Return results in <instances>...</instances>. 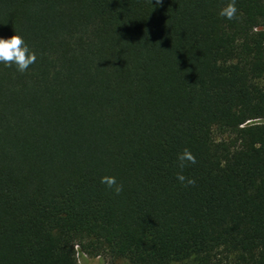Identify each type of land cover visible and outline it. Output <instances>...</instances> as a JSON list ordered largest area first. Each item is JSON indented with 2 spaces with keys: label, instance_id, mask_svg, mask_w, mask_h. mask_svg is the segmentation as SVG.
<instances>
[{
  "label": "trees",
  "instance_id": "trees-1",
  "mask_svg": "<svg viewBox=\"0 0 264 264\" xmlns=\"http://www.w3.org/2000/svg\"><path fill=\"white\" fill-rule=\"evenodd\" d=\"M232 3L0 0L36 56L0 62V264H264V0Z\"/></svg>",
  "mask_w": 264,
  "mask_h": 264
},
{
  "label": "clouds",
  "instance_id": "clouds-1",
  "mask_svg": "<svg viewBox=\"0 0 264 264\" xmlns=\"http://www.w3.org/2000/svg\"><path fill=\"white\" fill-rule=\"evenodd\" d=\"M155 2L156 4H160L162 3V0H155ZM236 11L233 0L232 4L221 10L220 15L227 19H232L236 14ZM35 60V54L29 51L27 45L20 36L13 35L10 38H0V62H3L6 66L14 64L18 71L23 72L29 67V65L33 64ZM179 160L181 161V167L184 166L183 162L185 160L195 163V158L188 153L187 150L184 154L179 156ZM177 179L183 182L185 178L181 175L178 176ZM101 183L112 188L117 194L122 191V186L117 184L115 177H102ZM188 183L192 184L194 181L189 180Z\"/></svg>",
  "mask_w": 264,
  "mask_h": 264
},
{
  "label": "rangeland",
  "instance_id": "rangeland-1",
  "mask_svg": "<svg viewBox=\"0 0 264 264\" xmlns=\"http://www.w3.org/2000/svg\"><path fill=\"white\" fill-rule=\"evenodd\" d=\"M77 259L79 264H109L102 257H91L83 253H79Z\"/></svg>",
  "mask_w": 264,
  "mask_h": 264
}]
</instances>
